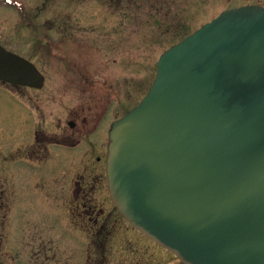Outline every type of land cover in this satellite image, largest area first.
Listing matches in <instances>:
<instances>
[{"label":"water","instance_id":"water-1","mask_svg":"<svg viewBox=\"0 0 264 264\" xmlns=\"http://www.w3.org/2000/svg\"><path fill=\"white\" fill-rule=\"evenodd\" d=\"M0 80L43 76L0 46ZM107 180L135 227L184 264H264V9L221 13L166 51L114 122Z\"/></svg>","mask_w":264,"mask_h":264},{"label":"rangeland","instance_id":"rangeland-1","mask_svg":"<svg viewBox=\"0 0 264 264\" xmlns=\"http://www.w3.org/2000/svg\"><path fill=\"white\" fill-rule=\"evenodd\" d=\"M237 1L140 0V9L136 13H113L106 2L99 5L100 0H88L85 5L69 0H0V43L14 53L29 57L44 74L45 84L40 95L45 97L55 92V103L41 109L45 115L54 112L59 124L60 120L65 122L72 109L80 114L77 128L71 130L75 139L79 138L77 132L85 116L89 122L86 132L89 134L98 125L105 140L109 124L135 107L148 92L160 55ZM64 22L72 25L69 32L64 28ZM70 34L71 39L66 37ZM4 86L0 84V165L4 164L1 150L11 143L10 137L13 136L15 141L20 138L17 130L22 118L15 99ZM79 152L81 149L72 152L74 175L81 164L78 161L82 152ZM63 157L61 154L53 159L54 164ZM17 166L26 174L25 179L39 173L36 167L29 171L26 164ZM49 170V167H43L41 174L45 175ZM56 172L57 176L61 175L60 170ZM32 192L25 191V215L52 224L50 220L58 212L57 208L37 203ZM81 238L74 229L70 234L57 222L52 243L58 251H68L57 254L56 263L49 258L46 264H81ZM122 238L129 239L132 248L143 250L148 246L144 240L139 237L140 240H136L129 233ZM30 240L26 238V242ZM108 245L112 250L111 246L123 244L113 241ZM27 251L24 264H34L35 259ZM113 251L107 254L108 264L119 261L120 253L114 248ZM150 253L158 257L154 250ZM42 259H38L40 264L44 262ZM166 264L174 262L171 260Z\"/></svg>","mask_w":264,"mask_h":264},{"label":"flooded vegetation","instance_id":"flooded-vegetation-1","mask_svg":"<svg viewBox=\"0 0 264 264\" xmlns=\"http://www.w3.org/2000/svg\"><path fill=\"white\" fill-rule=\"evenodd\" d=\"M87 1L69 0L70 3L83 5ZM104 2L113 13H136L140 9V0H100L98 4L102 5ZM235 3L237 4L229 8L245 5L264 7V0H239ZM61 26L60 24V28ZM63 26L68 32L72 28V25L66 22ZM37 29L36 27L35 30ZM66 37L71 39L72 34ZM24 58L34 63L29 57ZM4 87L15 99L22 118L17 130L20 138L15 141L11 136V143L1 150L4 164L0 165V264H24L26 248L35 259L34 264H40L38 259L42 257L44 264L49 258L56 263L57 254H65L68 251L63 249L60 252L52 243V234L57 222L70 234L74 229L82 236L81 264H108L107 254L113 253V248L115 252L120 253L117 264H166L171 260L174 264H181L173 254L132 227L112 203L105 174L106 134L105 140L102 139L98 125L88 134L86 126L89 122L83 116V123L77 132L79 138L75 139L71 130L77 128V122L79 123L78 112L69 110L65 122L60 120L57 124L54 112L45 115L46 112L41 110L44 105L55 103V92L42 97L39 91L44 87L34 89L8 84ZM28 90L34 93L29 94ZM22 95L24 101L21 100ZM96 114L98 115V112ZM79 149L82 153L79 152L81 155L78 162L81 164L74 175L72 152ZM61 154L63 159L59 162L56 160L54 164L53 159H57ZM19 163L26 164L29 171L36 167L39 173L25 179L26 174L17 166ZM43 167L50 168L45 175L41 174ZM57 169L61 171L60 176L56 175ZM25 191H33L32 198L37 203L57 208L58 212L50 220L53 225L39 221L36 216L25 215ZM125 233L131 234L136 240L139 237L148 246L143 250L139 247L132 248L133 244L129 239H121ZM26 238H30L31 242H26ZM113 241H119L123 245L111 246L110 250L108 244H113ZM151 250H154L158 257L155 258L150 253Z\"/></svg>","mask_w":264,"mask_h":264}]
</instances>
